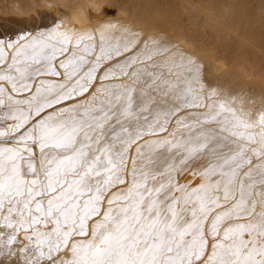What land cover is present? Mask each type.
<instances>
[{"label": "bare ground", "instance_id": "6f19581e", "mask_svg": "<svg viewBox=\"0 0 264 264\" xmlns=\"http://www.w3.org/2000/svg\"><path fill=\"white\" fill-rule=\"evenodd\" d=\"M113 1L117 14L109 17L102 7ZM145 1L0 0V40L4 42L0 44V71L11 66L16 50L26 40L49 33L54 41L64 34L73 39L67 52L52 61V72L31 78L33 91L11 93V84L0 81V88L5 89L0 99L7 102L9 94L29 98L41 80L44 87L57 90L60 85L70 86L76 89L70 98L45 108L30 123L60 109L66 113L106 111L116 130L121 124L127 128L123 136L140 133L125 153L128 180L135 166L137 173L143 170L157 181L170 177L181 187L203 183L218 189L210 194L219 196L223 207L243 195L246 206L254 203L256 212L261 211L264 0H256L252 12V4L246 1V5L245 0H177L179 16L169 20L168 32L154 28L146 32L156 11L147 8ZM81 36L85 39L76 46L74 41ZM9 42H13L11 48ZM73 52L75 64L60 67ZM89 72L92 79H88ZM13 74L18 75L14 70ZM77 80L86 85L82 93ZM129 96L131 114L125 117L121 113ZM7 123L11 121H0V130ZM112 131V127L107 129L109 137ZM200 144L204 147L189 155L187 150ZM207 169L214 171L205 175ZM220 171L228 175L221 176ZM225 185L227 201L223 200ZM6 240L0 236V264H27L25 258H32L33 253L30 248L21 251L26 243L19 236L11 245Z\"/></svg>", "mask_w": 264, "mask_h": 264}, {"label": "snow or ice", "instance_id": "6c2138e0", "mask_svg": "<svg viewBox=\"0 0 264 264\" xmlns=\"http://www.w3.org/2000/svg\"><path fill=\"white\" fill-rule=\"evenodd\" d=\"M70 44L66 34L55 41L52 33L26 40L11 66L0 71V81L11 84V93L33 91L31 78L52 72V61ZM74 56L60 67L75 64ZM76 83L81 93L86 90ZM39 84L29 98L0 99V121H11L0 130V235H7V245L18 236L27 242L21 249L32 250L27 264H264V208L256 212L254 203L246 206L243 195L223 207L221 198L210 194L218 189L203 183L181 187L170 177L157 181L135 166L128 180L125 153L140 133L123 136L127 128L121 124L116 130L103 110L60 109L30 123L76 91ZM4 92L0 88V95ZM128 101L125 117L131 114V96ZM199 147L204 144L189 148V155ZM223 192V200H229L227 185Z\"/></svg>", "mask_w": 264, "mask_h": 264}, {"label": "rangeland", "instance_id": "374dc122", "mask_svg": "<svg viewBox=\"0 0 264 264\" xmlns=\"http://www.w3.org/2000/svg\"><path fill=\"white\" fill-rule=\"evenodd\" d=\"M246 1L248 3H250V4H252V6H251L252 10H249V11L252 12V11H254L253 10L254 5L255 4L257 5V2L260 1V0H258L257 2H256V0H250V1L249 0H245V2ZM252 1H254V2L251 3ZM247 2L245 3L246 5H248ZM145 4L147 5V8H150L152 11L153 10L156 11L155 12L156 13V19L154 21H152V23H150L149 26L146 27L147 28L146 32L148 30L151 31L152 28H154L156 30L167 31L168 32V28L171 26V23H170L171 21H169V20H173L177 16H179L177 0H146ZM116 7H117L116 6V1H113L111 4H105L102 7V10L106 14H108L109 17H115L116 14H117V8ZM95 84L96 85L93 84L94 87H97V83L96 82H95ZM0 236H3L5 238H7V235H0ZM24 242L27 243L26 241H24Z\"/></svg>", "mask_w": 264, "mask_h": 264}]
</instances>
